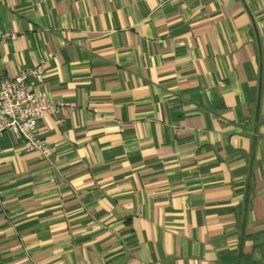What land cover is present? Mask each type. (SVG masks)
<instances>
[{"label": "crops", "instance_id": "1", "mask_svg": "<svg viewBox=\"0 0 264 264\" xmlns=\"http://www.w3.org/2000/svg\"><path fill=\"white\" fill-rule=\"evenodd\" d=\"M0 75L55 109L0 135V264H264V0H0Z\"/></svg>", "mask_w": 264, "mask_h": 264}, {"label": "built area", "instance_id": "2", "mask_svg": "<svg viewBox=\"0 0 264 264\" xmlns=\"http://www.w3.org/2000/svg\"><path fill=\"white\" fill-rule=\"evenodd\" d=\"M16 38L13 31H0V43ZM41 65L20 70L13 77L0 75V135L13 131L29 151H37L48 158L53 148L43 139L38 123L55 109L46 94L34 91L26 81L29 77L42 78Z\"/></svg>", "mask_w": 264, "mask_h": 264}]
</instances>
